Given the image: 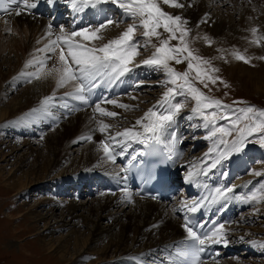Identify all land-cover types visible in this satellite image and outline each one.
Wrapping results in <instances>:
<instances>
[{
  "label": "bare ground",
  "instance_id": "1",
  "mask_svg": "<svg viewBox=\"0 0 264 264\" xmlns=\"http://www.w3.org/2000/svg\"><path fill=\"white\" fill-rule=\"evenodd\" d=\"M218 1V4L221 5H223V3L232 4L233 1L238 2V6L240 4L239 7H241L240 9L242 11H239H241L242 14L240 13L238 24L233 23L231 18L226 20L217 15L209 14V3ZM30 2H34L36 4V7L34 9L22 10L20 15H16L14 8L13 10H10L6 15L0 17V56L2 55L3 57L8 59L10 53H13L16 60V63L13 66V70L11 72L9 71V73L7 74L10 75L8 80L11 79V81L18 70L28 71L33 69L31 67L26 68L25 64L27 61L32 59L31 53L37 52V49L43 48L44 40L49 39L46 34L48 32V26L52 25L50 18L52 14L50 13V9L53 10L55 8H58L57 12L65 10L61 15L63 26L60 24V28L63 27L66 32H71L73 30L78 31L82 29L72 27V24L78 22L76 16L77 12L70 11L72 7L68 0H54V2L52 3H50L49 0H30ZM179 2L183 4L184 7L173 8L174 13L171 14L179 15L187 21L186 27L190 29V33L194 35L192 43H195L197 50L195 48L194 49L197 53L201 52L210 54V52H212L211 55L215 54L213 50L206 47V44L208 45L210 41V45L214 44L215 47L220 48L223 51L222 57H224L223 59L225 60V63L223 62V65H227L229 63L228 65L230 67L227 69L229 70V72L232 73L235 69H237L246 75V69L248 68H244V62H238V60H236L237 62L234 61V58L231 55L233 50H238L241 54L247 56L253 66L259 64L262 68L260 70L264 72V64L261 63V56L263 54L260 53L262 45L260 44V46H257L256 44L251 43L253 39L251 29L254 28V25H257V28H259L257 36H264V17L258 16V5L263 4L264 6V0H209V3L204 0H179ZM67 5H70V7ZM104 5H106L109 9L108 14H113V21H119L121 20L119 18H125L122 10L116 5ZM86 10L88 9H85L83 12H85ZM40 11L47 12L49 18L41 19ZM257 16L260 19L259 21L256 19L258 23L255 24L256 22L254 20L255 18H257ZM11 18L12 20L10 21ZM210 25L212 26L211 28L208 27ZM90 26L95 27L97 26V24H92ZM90 26L86 25L85 27ZM112 26L117 27L116 24H113L110 25L106 30H104L102 32L103 39L94 42L96 46L107 43L108 40L119 36L120 33L124 31L119 29H111ZM60 28L58 30L56 28L54 31H52V39L55 38V35L59 34ZM6 29L11 32L12 43L9 42V39L6 44L3 41V37L1 36V34L4 33ZM204 37H207V41L204 39ZM77 39L80 38L77 37ZM153 43H157V41L153 39ZM149 47L152 51H154L151 46ZM6 52H8V57L5 56ZM33 55L36 56L37 54ZM215 60L217 62H220L219 57H215ZM48 62L50 63L48 67H51L54 63H56V58L53 57ZM135 63L139 64V62H137L136 60ZM240 63H242L243 65ZM159 72H161L163 74L162 76L165 77L162 71ZM256 73V77L264 75V73ZM152 74H155V70L153 68L142 65L140 67H134L132 72L127 73L125 76L119 79V83H127V93L132 92L129 93L130 96L128 95L127 97L130 98V101L134 102L126 101L129 98L124 101L120 100L121 97L111 99L118 101V103L120 104L129 105L130 108L127 110L121 107L113 108V104L100 103L103 104L101 107L106 109L107 111L116 112L118 115L115 118L101 116L99 113L96 114V106L94 107L93 111V107L91 108L88 103H84L82 101L74 99L71 96L66 95V93H71L73 91V85L68 84L63 88H57L56 81L53 78L32 79L28 87H26L25 89L23 88L20 92H18L19 94H17V99L14 98L10 106H7L5 108H1V94L3 95L5 93H3V89L2 91H0L1 128H3V126L10 121L12 123L14 117H17L20 120L16 121L14 125H12V128L14 129L18 128V124H20L19 122H21V120L22 122L24 121V117L28 118V120L25 121L27 123H34L30 119L31 116L34 118L37 116V118H35L36 120L41 119L40 115L43 114V112H39V114H37L38 112H33L32 110L39 109L41 106V101L47 96H52L54 94V100H62V96H66L70 100H74L72 102H66L62 100V105L64 107L59 108L60 110L62 109V111L64 110V113L59 111L57 112V114L53 115L47 111L42 116V119L45 120H47V117L50 116L46 123L52 120L56 121V123L60 120H68L65 137L64 135L59 133L61 130H63L62 128L64 125H58L59 129H55L54 131L51 130V135L54 134L51 138L53 146L49 143L48 140H46L44 150H32L31 148H29V146L31 145L29 141L27 142L18 138L16 140V138L13 139V135L11 137L10 135L4 133L0 134V150L1 148H5L4 151H11V153L6 156L0 151V157L2 158V160H0V163H7V158L11 157L12 154L17 151V149L15 150L14 147H10V144L12 143H19L21 145H19L20 147L26 148L27 155L35 159L32 165L27 163V160L22 161L12 172L8 173V175L11 177L3 178L2 176H0V184L3 191L2 196L11 194L8 197V200L10 201L13 197L33 190V188L40 187L39 185L48 182V179L50 177H53L52 185L56 187L57 193L63 194V189H67L69 187L70 189H73V194L71 195L72 199L70 200L58 201L55 198H50L47 200L46 204L42 203L41 205L39 203L40 207L46 206V208H44L43 210V215H39L38 212L36 213L34 210L36 207H32L27 211H16L12 213L16 214L15 218L12 214H9L5 218L7 221L16 219L19 223L21 222L24 224L25 231L23 232L33 233L34 237L37 236L38 238L33 243L34 249L41 254L43 252L44 254H47L48 258L45 259L52 260L54 262L53 264H143L145 260L150 261V263L147 264H181L179 258L175 260L173 259L174 255L170 256V254L172 250H177V248L180 247L182 239L187 238V233L183 228V219L185 213L189 212V208L191 206H193L194 204H199L200 208L207 211L212 210L213 213L217 214L219 218L223 216V214L228 215L232 211L235 212L238 208L245 206L247 200H245L244 202V200L235 196L234 190L232 192H228V188L225 183L224 186H221L222 183L218 184L214 182H219V179L221 177L224 178L225 176L222 173H219V169L218 171L214 172H212L211 170L208 171V173H214V175L210 176V174H208V179H206L203 185L197 183L199 180L197 173H200V171L202 170L206 172V163H203L204 165H201L197 164L196 162L194 166L192 165L190 167H184L182 162L180 163L182 165H179L180 167H177L178 165L176 166L177 169L175 170V175L179 179H184L182 180V183L185 182L189 185H192L191 188H194L199 192V198L195 200V198L190 199L185 196L181 197L179 199L180 205H174L176 202H173V205L170 206L171 210H169L168 207L170 205L169 203L167 204L168 206L166 205L168 207L167 208L165 205H162V203L156 204L159 203L157 201L140 198L136 194V191H132L128 188V186L124 182V175L122 180L120 169H112L113 162L108 160L104 156V153L100 148V142L103 140H107L109 135H115L116 132H123L125 129H134L135 131L143 133V127L136 124V121L140 119L138 118V116H135L137 113V109H134L133 112H130V109L137 103L136 101H138L140 98V100L145 99V97H141L139 94H135L134 90L138 87L134 86V84H137L138 81H140L139 84L141 85L145 84V82L141 81H145V79L151 77ZM247 78L248 81L251 80L259 82L258 78H256L257 80L252 79V74L251 76L247 75ZM133 79H135L134 82L131 81ZM18 80L9 83V87H7L6 92H15L17 90L16 88L19 85L22 86L24 84L22 82H24L26 78H24V76H21V78L19 77ZM54 105L55 104H51L50 107H53ZM156 110L162 111V109L159 108H157ZM71 112L77 113H74V118L72 117L71 119H69L67 118V115ZM144 113L142 114V117L144 116ZM117 118H121L123 126H121L122 123L119 122ZM177 119L178 120L172 123L168 127V129L166 128L164 132L158 133V137L161 138V140L164 142L167 150L172 149L175 141H177L179 145H182L180 141L182 137L179 129L183 126V122L181 124V120L179 118ZM100 122L110 125V128L107 132L102 133L99 130ZM127 123L129 125H127ZM173 131L174 134H171ZM68 134H71L70 140L67 139ZM87 136L92 137L90 143L88 145H85V147L78 149V152H82V160L80 157V160L77 161L74 159L65 158L66 156H68L67 153L69 152L66 149L71 144L77 145L78 142L83 140L82 137ZM153 137H156V134L155 136H153L152 133H146L141 137L140 140H130V142L132 146L138 147L137 145L139 142L149 141ZM2 139H7V143H1ZM120 139L122 140L123 138ZM117 148H119V145L118 147H115V151ZM180 149L182 151V147H180ZM136 151L137 150H134L132 153H136ZM249 153V151L240 152L241 155L248 154L246 156H249ZM125 154L128 153L124 151L123 155ZM177 154H179L178 151L173 152L172 158L176 159ZM210 155L211 153L208 154L206 158H209ZM198 162L200 163L199 160ZM237 164L238 166L236 167L233 165V162L229 165L232 167L234 172L236 169H240L241 167V165H239L240 163ZM60 166H62L61 169ZM217 166H219V164H217L215 167H209L208 165L207 168L215 169L218 168ZM3 167L4 166H2V168ZM261 169L257 168L253 172L257 173L256 171H259ZM57 170H61L62 172L54 175L55 171L57 172ZM15 172L16 174H19L18 177L14 176ZM262 172H264V170ZM190 173L191 176L189 175ZM105 175H107V177L103 178ZM215 175L217 177L216 180ZM110 176H114L117 180V184H120L122 187H124V190L120 191L121 187H119V185V189L115 194L99 193L98 190L95 189V192L98 193L96 195L97 199L93 198L94 200L91 201V205H89V202H87L86 204L75 203V199H73V197L76 198L77 194L81 196V193H83L86 197L88 196L87 192H84V181H87L89 178H100L99 183L103 184L106 183L108 179H110ZM194 178L196 179L193 181ZM229 179L231 178L229 177ZM232 180L230 184L232 183ZM232 184L237 183L233 182ZM73 185H80V190H78L76 194L74 190L75 187L73 188ZM82 186L84 189L83 192L81 191ZM231 186L232 185H230V187ZM251 186L254 188V184H250V186L246 189L247 192H249V197L254 195L258 196V191L254 192L253 189H250ZM242 188L243 186L241 187V190ZM217 189H219L221 192H224L225 196L221 197L217 192ZM64 193H66L65 190ZM231 197H234V199H230ZM99 199H101L102 205H99L97 201ZM129 203L130 206H127V204ZM47 207L49 209H47ZM115 207V214H109V208ZM121 207L122 210L118 211V209ZM123 208H128L126 213L124 212ZM54 212H58V215H56ZM48 220H56V223L53 225V227H50V225L48 224ZM224 220L225 222L223 225L225 226L228 221L226 220V218H224ZM27 221H30V224H26ZM100 221H106L107 223H109L108 227H106L105 229L100 228ZM38 224H42L41 232H39V228L37 227ZM231 226H233V224ZM78 227L83 228L84 231H81ZM219 227L220 226L216 227L213 231H215ZM66 228H68L69 230V233L66 237L53 238V232L55 230L58 231ZM212 232L209 235H211ZM84 233H87V237H83ZM221 233L222 238H219L220 242H208L204 246L214 248L216 250H218V248H222L223 251L229 250L227 249L228 240L226 241V239H228L227 237H229L228 235H230L231 233L228 231V226L226 228H223L221 230ZM255 245L259 246L258 244H256V242H250L251 247H248L246 250L251 249L255 252H258L259 250L255 248ZM260 245L262 244L260 243ZM23 253L24 254L22 255L24 257L31 256V254L27 253L26 251H24ZM221 253L222 252L220 251H216L213 258L203 264H236L235 260L222 261V258L218 261H215L216 256H222ZM142 258L145 259L142 260ZM85 259H88V261H83ZM90 259L91 261H89ZM239 264H247V262L240 261Z\"/></svg>",
  "mask_w": 264,
  "mask_h": 264
},
{
  "label": "snow or ice",
  "instance_id": "2",
  "mask_svg": "<svg viewBox=\"0 0 264 264\" xmlns=\"http://www.w3.org/2000/svg\"><path fill=\"white\" fill-rule=\"evenodd\" d=\"M50 3L54 0H49ZM74 12H83L85 9H98L99 5H116L123 12V15L132 20L127 28L119 36L108 40L100 46L95 45V41L102 40V32L110 25L118 24V21L105 19L95 27H85L80 30L66 32L63 27L59 34L52 39V26H48V42L43 48L37 49L38 53L43 54L42 58L33 57L26 62L25 67L34 69L32 72L21 73L27 76L29 82L32 79L53 78L56 81L57 88H63L68 84L73 85V91L66 95L76 100L88 103V95L93 89L99 87L98 81H106L112 84L133 71L134 67L148 66L157 71H162L165 80L162 85L165 87L160 100L153 108L144 113V116L136 121L137 125L143 127V133L134 129H125L123 132H116L115 135H109L107 140L100 142L104 156L115 162V147L127 141L140 140L146 133L155 134L164 131L175 120V117L181 112L184 103L176 101L177 96L190 98L195 102L192 112L203 120V126H211L208 138L217 137V144L223 145L224 150L219 152L214 164L215 167L221 161L228 159L231 155L245 150L252 138L258 136V142L264 146V109H258L255 106L247 105L244 101H234L233 104H244V107L233 108L232 105H226L221 100L207 95L201 87L209 88V84L215 85L218 81L227 83L216 76L218 68L212 65L211 60L206 59L189 46L187 37L190 29L186 27L187 21L179 15H172L161 7V4L173 8H182L183 4L179 0H68ZM15 6L16 15H20L22 10H30L36 7L30 0H0V11L8 12ZM142 29L144 44L141 45L136 37L138 30ZM161 29L163 31H161ZM257 28H252L253 39L251 43L260 46L264 41V36H257ZM165 34H167L165 36ZM79 37L80 39H77ZM158 43H153V39ZM207 41V37H204ZM175 40L177 44L171 42ZM211 42L209 41V44ZM151 46L154 51L147 59L139 64L135 63L136 57L140 55L142 47ZM231 55L244 63H250V59L241 54L238 50H233ZM53 57L56 63L48 67V61ZM223 59L224 57H220ZM264 59V57H261ZM187 63L185 71H177L171 64ZM211 89H209L210 91ZM55 96H47L41 101L39 109H33V112H47L54 101ZM100 103H109L118 107L129 109V105L119 104L116 100L102 99ZM96 104L95 112L101 116L115 118L118 114L110 112ZM162 109L157 111L156 109ZM223 110V111H221ZM229 113H234L230 116ZM230 120V127L217 126V120ZM110 125L100 122L99 130L107 132ZM235 134V135H233ZM231 137V139H227ZM120 138H123L122 140ZM82 139L91 140V136L82 137ZM215 149H211L213 151ZM261 175V173H255ZM191 176V173L189 174ZM232 192V188L227 189ZM221 197L224 192L217 189ZM252 200H257V196H252ZM259 199L264 200V193ZM199 204H194L189 211L198 210ZM188 239L192 242L185 248L178 249V255L183 257L181 264H199L200 254L204 251V245L208 242H220L222 238L221 230L224 225L211 235L205 234L203 237L198 235L193 226H190L186 220L183 225ZM264 247V244L261 245Z\"/></svg>",
  "mask_w": 264,
  "mask_h": 264
},
{
  "label": "rangeland",
  "instance_id": "3",
  "mask_svg": "<svg viewBox=\"0 0 264 264\" xmlns=\"http://www.w3.org/2000/svg\"><path fill=\"white\" fill-rule=\"evenodd\" d=\"M204 1L209 3V0H204ZM218 3H219V1L209 3V5L211 6V7L208 6L209 14L217 15L223 19H226V20L231 18L233 23L238 24L239 19H240V13L242 11L240 9L241 7H239L240 4L238 6V2H236V1L235 2L233 1L232 4H229V3L224 4L223 3V5H221ZM161 7L164 9V11H166L170 14L174 13L173 7H169L168 5H164V4H161ZM258 7H259L258 8V11H259L258 16L264 17V6H263V4H259ZM239 10H241V11H239ZM258 16L254 20L256 22L255 24H257L259 19H260V18H258ZM40 17H41V19H47V18H49V15H48V17H46V16H44V14L40 13ZM119 19H121V20H119ZM119 19H118L119 23L116 24L117 27L112 26L111 29H119V30L123 31L127 28V26L130 23H132V20L127 18V17H125L123 19L122 18H119ZM11 20H12V18L10 19V21ZM60 24L63 26L62 21L59 23L57 30L60 28V26H61ZM208 27L211 28L212 26L210 25ZM254 28H257V25H254ZM257 29H259V28H257ZM54 30L55 29H52V31H54ZM161 31H163V30L161 29ZM166 35L167 34H165V36ZM1 36L3 37V41L5 44L8 42V39H9V42L12 43V40H11L12 35H11V32L8 31V29H6L4 31V33L1 34ZM136 37H137L138 41L140 42V44L143 45L144 44V37L142 35V29L137 31ZM193 37H194V35L192 33H190L189 36L187 37V40L189 42V46L192 49H194V48L196 49L195 43L194 42H193L194 44L192 43ZM47 42H48V40H44L43 45H45ZM171 43L173 45H175V44H177V41L173 40ZM261 45H262V49H261L260 53L263 54L261 57H264V41L261 42ZM206 47H208V49L213 50L215 54L211 55L212 52H210V54L209 53L205 54V53H201V52L197 53V54H199L200 56H202L206 59L211 60L212 65L215 68L219 69V72L215 73V75L220 77L221 80H223L224 82H226L228 86L225 87L224 83H220L219 81L215 85L209 84V88H203V86L199 85V84L197 86L201 87V89L207 95L221 100L226 105H232L233 108L246 106L244 104H235L234 105L233 104L234 101H244L247 103V105L255 106L258 109H264V75H261L258 77L255 76V74H257L256 72H260V74L264 73L262 70H260V69H262L261 66L259 64L253 66L252 63H250V64L249 63L248 64L243 63L245 65L244 68L248 67L246 69V72L247 73L249 72L248 74L246 73V75H245L243 72H241L240 70H237V69H235L231 73V72H229V70H227L230 67L228 65L229 63L227 65H223V62L225 63V60L220 58V57H222L223 51L220 48L215 47L214 44L213 45H210V44L207 45L206 44ZM152 52L153 51L150 49V47H142L140 49V55L138 57H136V61L140 63L142 60L149 58L151 56ZM7 53L8 52H6L5 56H7ZM33 54H37L35 56L37 58L40 56H41L40 58H42L41 53L34 52V53H31L32 59L34 57ZM214 56L219 57L220 62H217L215 60ZM8 59L3 57L2 55L0 56V91H2V89H3L4 90L3 93H5L3 95L1 94V103H2L1 108L2 107L5 108L7 106H10L13 99L17 97V94H19L18 92H20L23 88L25 89L26 87H28L31 82H29V78L27 76H24V78H26V80L24 82H22V83H24L22 86L19 85L16 88L17 90L15 92L14 91L13 92L12 91L6 92L7 87H9L8 86L9 83H12L13 81L18 80L19 77L21 78L22 72L28 73V72L34 71V69H31L28 71L18 70L16 75L12 78V81H11V79L8 80L10 75H7V74L9 73V71L11 72L13 70V66L16 63L15 56L13 53L12 54L10 53V56L8 57ZM236 60L237 59L234 58V61H236ZM238 62H243V61L238 60ZM261 63L264 64V59L261 60ZM171 64H172V66H174V68L177 71H180V72L185 71L187 68L186 62L177 65L173 61V62H171ZM240 64H242V63H240ZM48 65H50L49 62H48ZM239 71H240V73H239ZM251 74H252V79L257 80L256 78H258L259 82L251 81V80L248 81L247 75L251 76ZM162 75L163 74L161 72L155 70L154 75L152 74V76L145 79V81H141V82H145V84H143V85L139 84L137 86L138 88H136L134 90L136 95L139 94L141 97H145L144 100H140L141 99L140 98L138 101H136L137 103L130 109V112H133L134 109H137V113L135 116H138V118H141L142 114L145 111H147L150 108H153V106L156 105L157 102L160 100L163 92L166 90L165 87L162 85V81H164V79H165V77ZM231 75H233V76H231ZM4 76H6V77H4ZM242 80H244V81H242ZM18 82H19V80H18ZM209 89H211V90L209 91ZM130 93H132V92H130ZM128 95H129V93L126 95V97L120 98V100L124 101V100L128 99L129 98V97H127ZM2 96H4V97H2ZM62 100L66 101V102L74 101V100H70L66 96H62ZM62 100H58V99L54 100L52 105L53 104H55V105L53 107H50V109L48 108L47 111L53 115L57 114V112H59V111L64 113V110L62 111V109L60 110V108H59V107H64L62 105ZM126 101L134 102V101H130V98ZM176 101L182 102L185 105L183 107V109L181 110V112L175 117V120H174V122H176L178 120L177 118H179L181 120L180 121L181 124L183 122V126L179 129L181 137H182V139L180 140L182 145L180 147H182L183 155L177 163L178 167H180L182 164L184 167L185 166L190 167L192 165L194 166L196 164V162H197V164H201V165L203 163L204 164L206 163V165H205L206 172L204 170H202V171H200V173H197L198 179H199V181H201V183L205 182V180L208 179V171L211 170L212 172H214V171H218V169H219L220 170L219 173H222L223 175H225L224 179H221L222 177L219 179V183L220 184L225 183L227 186L232 185L234 187H239V186L242 187L243 186L241 191L236 190V188L230 187L233 190H235V194L238 193L237 195H239L243 199H245L244 194H246V189L248 186H250V184L251 185L254 184V188L251 186L250 189H253L254 192L258 191L257 192L258 193V196H257L258 199L257 200H251L252 196H250L248 206L246 208L243 207L244 209L241 208L243 211L241 210L239 213H237L235 221L233 219L234 222L231 221L230 223H227L224 226V228H226L228 226V231L231 233L230 235H228L229 236V237H227L228 239H226V241L228 240L227 243H228V247H229L230 252L225 251V253H227V256H225V258L223 257L222 261L223 260H235L236 264H239L240 261L247 262V264H264V247H262L260 245V243L264 244V200L259 199L261 194L264 193V172H262L264 170V146H261L258 142H256V141H258V138H259L258 136H254L252 138L253 142L249 143L248 145H250L249 147H255L254 151L252 148H249V147L245 148L244 151H249L250 152L249 154H253V152H254V155L255 156L257 155V157H260L261 155H263V160H261V159H259V161L254 160V158H251L250 155L247 156L246 160L247 161L249 160L247 162V164H245L242 167L241 171H239V172L235 173L233 176H231V180L233 179L232 183L235 182L238 185L232 184V183L228 185L227 184L228 178H225V177L228 174L232 175L233 174L232 171L234 172L232 167L229 166L231 164V162H229V161L233 162L235 160V157L238 155H241V154L240 153L233 154L228 159L221 161V163H219V166H217L218 168H215V169L214 168H210V169L207 168L208 165H209V167H212V165L214 164V162L216 161V159L218 157L219 152L224 150V146L217 144V137L208 138L210 135L211 126H209V128H205L203 126L202 118L198 115L193 114L192 108L195 105V102L193 100H191L190 98H186L184 96H177ZM102 105L103 104H100V106H102ZM95 106L96 105L91 106V108L93 107L92 110L94 109ZM112 107L118 108V106H116V105H112ZM221 111H223V110H221ZM74 113H77V112H71L70 114L67 115V118H69V119H71L72 117L74 118ZM37 114H39V112ZM37 114H35V115H37ZM44 114H45V112H43V114L40 115L41 119H39V120L35 119V118H37V116L35 118L31 116L30 119L34 123L25 122L28 120V118L24 117L23 118L24 121L22 122V120H21V122H19L20 124H18L17 129L12 128V125H14V123L16 121H18L19 118L14 117V120H12V123L10 121L7 124H5L3 126V128L0 127L1 128L0 134L4 133L7 135H10L11 137L13 135V139L16 138V140L18 138L20 140H24L27 142L29 141L31 143L29 148H31L32 150L42 151V150H44V147L46 145L45 144L46 140H48L49 143L53 146V142H51L52 141L51 138L53 137L54 134L51 135L52 131H54L55 129H59V126L64 125L62 128L63 130H61L59 133L64 135V137H65V135H66L65 131H66V128L68 126V122H67L68 120H65V119L57 121V123H56V121L52 120V121L48 122L49 123L48 124V123H46V121L50 118V116L47 117V120L42 119V116ZM96 114H98V113H96ZM229 115L234 116L235 114L229 113ZM127 117H128V114H127ZM117 119L119 122L122 121L121 118H117ZM33 120H35V121H33ZM121 123H122L121 126H123V122H121ZM127 125H129V124L127 123ZM217 126L230 127L231 122H230V120L219 119V120H217ZM233 135H235V134H233ZM70 138H71V134H68L67 139L70 140ZM227 139H231V137H228ZM7 141H8L7 139H2L1 143L6 144ZM90 141L91 140L83 139L80 142H78L77 145L71 144L66 149L69 152L67 153L68 156H66L65 158L74 159L76 161L80 160L82 152L81 151L78 152V149L85 147V145H88L90 143ZM122 144H124V143H121L119 145V148H117L119 151H121V149H122V146H121ZM19 145H20L19 143L10 144V147H14V149L15 150L17 149V151L15 153H13L11 157L7 158V163H3V162L0 163V172H1L0 176H2L3 178L11 177L8 175V173L12 172L22 161L27 160V163L32 165L33 161L35 160V159H33V157H29L27 155L26 148H22V147H20L21 145L20 146ZM116 147H118V146H116ZM129 147H131V144L129 145ZM211 149H215V150L210 151ZM4 150H5V148H1L0 151L5 156L11 153L10 150H6V151H4ZM210 153H211L210 157L206 158L207 155ZM117 154H118V152H115L116 159H115V162L113 163L112 169L118 168L116 165L118 163L117 160L119 158V154L118 155ZM0 160H2L1 157H0ZM81 160H82V158H81ZM198 160L200 161V163L198 162ZM180 163H182V164H180ZM233 165L238 166L237 163L233 164ZM2 166H4V167L2 168ZM219 167H221V168H219ZM61 168H62V166H60V169ZM257 168H260V169L262 168L261 170L256 171L258 173H261V175H256L255 172H253ZM61 172H62L61 170H57V172L55 171L54 175H57V173H61ZM18 175L19 174H16V172L14 173L15 177H18ZM197 176H196V178H197ZM52 179H53V177H50L48 179V182H45L42 185H39L40 187L33 188V190L27 191L25 193H22L19 196L13 197L10 201L8 200L9 199L8 197L11 194H8L6 196L5 195L2 196L3 191H2V186L0 184V191H1L0 192V195H1V199H0V264H41V262H42V264H53L54 263L52 260L45 259V258H48L47 254H44V252L41 254L40 252H38L34 249L33 243L36 241V239L38 237L37 236L34 237L33 233L23 232V231H25L23 223H21V222L19 223L16 219H14V220L12 219V221H7L5 219L9 214H12L16 211H27L29 208H32V207H36L34 209L36 213L38 212L39 215L40 214L43 215V213H44L43 210H44V208H46V206L40 207L39 205L40 204L42 205V203L46 204L47 200L50 198H52V199L55 198L58 201H62V200L65 201V200L72 199L71 195L73 194V189H70V187H69L67 189H63V194L57 193L56 187L52 185L53 184ZM216 179H217V177L215 175V180ZM231 180H230V182H231ZM258 188H261V189H258ZM64 190L67 194L64 193ZM83 191H84V189L82 190V192ZM79 197L78 198L73 197V199H75V203L86 204L87 202H89L90 203L89 205H91L92 204L91 201L94 200L93 198H96V195H94L92 197H86L85 194L81 193V196H79ZM97 201H98L99 205H102L101 199H99ZM156 204H161V203H156ZM162 205H164V204H162ZM127 206H130V203L127 204ZM47 209H49V208L47 207ZM127 209L128 208H123L125 213L127 212ZM115 210H116V207L115 208H109L108 213L114 215ZM121 210H122V207L118 209V211H121ZM169 210H171V207H169ZM31 213H34V212H31ZM54 213L56 215H58V212H54ZM78 214H80V213H78ZM12 215H14L13 216L14 218L16 217V214H12ZM55 221L56 220H50L48 222L50 227H53V225L56 223ZM26 224H30V221H27ZM99 224H100V228L105 229L106 227H108L109 223H107L106 221H100ZM232 224H233V226H231ZM41 225L42 224L37 225V227L39 228V232H41V229H42ZM229 226H231V227H229ZM78 228L81 231H84L83 228H80V227H78ZM68 233H69L68 228L58 230V231L55 230L53 232V234H54L53 238L66 237L68 235ZM83 237H87V233H84ZM250 242H256V244L259 245V246L255 245V248L259 250L258 252L254 253V251L251 249L246 250L248 247H251ZM24 251L31 254V256H26L27 258L24 257L22 255V254H24L23 253ZM70 251H72V250H70ZM131 251H132V248H131ZM67 258H69V257H67ZM143 259H145V258H142V260ZM216 260L218 261V260H220V258H217ZM83 261L87 262L88 259H85ZM89 261H91V259ZM147 263H150V261L145 260V262H143V264H147ZM64 264H69V263H64Z\"/></svg>",
  "mask_w": 264,
  "mask_h": 264
}]
</instances>
